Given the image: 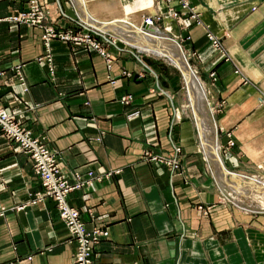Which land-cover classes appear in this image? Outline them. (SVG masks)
Returning a JSON list of instances; mask_svg holds the SVG:
<instances>
[{
	"label": "crops",
	"instance_id": "crops-1",
	"mask_svg": "<svg viewBox=\"0 0 264 264\" xmlns=\"http://www.w3.org/2000/svg\"><path fill=\"white\" fill-rule=\"evenodd\" d=\"M119 2L39 0L55 28L86 20L123 42L151 25L141 13L159 14L164 40L207 91L212 144L191 107L197 143L171 67L119 43L103 42L107 56L79 40L45 45L40 27L5 18L25 0H0V103L56 150L70 183L87 180L67 200L106 231L93 264H264V215L223 200L211 153L218 146L226 170L263 166L264 0H187L185 14L172 2L176 15L158 0H133L130 13ZM176 145L175 168L145 155L169 157ZM39 189L28 155L0 132V264H73L74 241L53 201L32 200Z\"/></svg>",
	"mask_w": 264,
	"mask_h": 264
},
{
	"label": "built area",
	"instance_id": "built-area-1",
	"mask_svg": "<svg viewBox=\"0 0 264 264\" xmlns=\"http://www.w3.org/2000/svg\"><path fill=\"white\" fill-rule=\"evenodd\" d=\"M165 4V12L167 14L176 15L172 2L178 3L180 8H185V11L179 10L184 14L190 10L187 7V0H158ZM45 10L40 5L39 0H25V7L18 10L16 13H11L5 16L6 19L17 22H24L26 25L38 26L42 29L41 37L47 45L49 39L58 37L62 39H72L83 41L99 53L106 55L103 42L114 43L113 38L107 37V31L101 30L98 27L83 21H78V29H57L52 24L45 22ZM190 15H193L190 13ZM160 17L157 15H145L143 19L154 24L153 21ZM46 60L50 57L46 53ZM14 71L17 74L19 82L24 86L23 75L19 71L18 65H13ZM50 70V69H49ZM0 69V74H2ZM129 95L122 99L127 100ZM133 114V113H131ZM0 132L2 135L12 141L18 148L25 152L31 160V169L37 178L40 189L34 192L32 200H42L45 197L53 201L58 217L68 230L72 240L74 241L73 264H93L92 253L93 248L98 238L105 234V230L101 227L87 222L80 217L79 210L71 205L67 200L69 191L80 186L87 181L80 178L81 175L76 174L74 182L70 183L65 176V168L58 164L57 152L48 147L40 134H34L29 128L15 118L12 113L6 111L0 103ZM179 146H173L174 154L169 157L162 156L158 153H146L148 159L157 162L169 164L172 168L177 167L178 156L176 151ZM87 178L93 175L91 170L86 172Z\"/></svg>",
	"mask_w": 264,
	"mask_h": 264
},
{
	"label": "rangeland",
	"instance_id": "rangeland-1",
	"mask_svg": "<svg viewBox=\"0 0 264 264\" xmlns=\"http://www.w3.org/2000/svg\"><path fill=\"white\" fill-rule=\"evenodd\" d=\"M119 1H120L119 2L120 6H122V4H124L123 2H126V3L130 2V5L128 4V7L126 9L129 13L135 7V3L133 2V0H119ZM82 16H84V15L80 16L83 19ZM144 16H145V14L141 13V18L142 19H143ZM125 19L129 20V18H125ZM83 20H85V19H83ZM153 22H154L155 26L149 25V26H146V27H144L142 29L141 28H137V29L133 28V30L135 31L134 33H142L143 32L144 34L146 33V35L150 34V32L158 33L161 39H166L167 40L168 39L167 38V34H164V33L160 32V31H163V32L166 33V31H164L159 26V23H158L159 20L153 21ZM146 28H148V29H146ZM156 29H158L159 32H157ZM111 38L114 39V43H119L120 45H124L126 47L136 48L139 51V53L144 54V55H148L150 57H154L155 59L159 60L162 64L168 65L169 67H171V69H173L175 71V73L178 75V82H179V87H180L179 91H178V94H179L178 104L182 108L183 113L187 117H189L191 122L193 123L196 141H198L197 143H199V139L197 138V130H196L195 125H194L195 122L193 120L192 113H191V107H192V112H194V109L196 108V106L194 105L193 101L191 100L189 87H188V81L186 79V76H184V74H183V70L169 56L162 55V54H160L158 52H155L153 50H144L142 48H137L138 46L137 47H135V45L133 46L132 44L129 43V41L127 42L125 39H124V42H123V41H121L119 39H116L115 36H111ZM188 62H189V60H188ZM186 66H187V64H186ZM187 68H188V66H187ZM196 74H195V78H197L199 80V82H200L198 89H201V91L205 92V94H206V97L204 99H205L206 107L208 108L207 110H208V112L210 114V111H212V106L210 104V100L208 98L207 91H206V89H205L200 77L198 75H196ZM227 141H228V143H231L230 140H227ZM208 167H209L210 173L212 172L211 174H214L210 158H209V161H208ZM239 168L240 167L237 166V167H232L231 169L228 168L227 170L225 168L224 169L226 171H228V173H230V174L231 173H235V174H232V175H240V176H243L244 178H247L249 180H253L254 182H259L258 183L259 187L258 188L254 187V189L251 188V186L248 187V185L250 183H248V184H246L244 186L243 185L239 186L238 184H236L235 181L231 182L230 184L228 183L229 182L228 181L227 182L228 185H226V186L223 185V184H219L220 187H221V191L224 194V195H222L223 196V200L225 199L226 202L230 203L231 205H233L234 207H236V208H238L240 210L253 209V211L256 214H263L264 215V186L262 187V183H261V182H264V163H263V166H261V167H254V168L244 169L243 172L238 171ZM232 170H237V171H232ZM244 180H241V181L239 180V182H242L243 184H245ZM236 186L239 189H235Z\"/></svg>",
	"mask_w": 264,
	"mask_h": 264
},
{
	"label": "bare ground",
	"instance_id": "bare-ground-1",
	"mask_svg": "<svg viewBox=\"0 0 264 264\" xmlns=\"http://www.w3.org/2000/svg\"><path fill=\"white\" fill-rule=\"evenodd\" d=\"M143 21L148 22V20H145V19H143ZM150 24L154 25L152 23H150ZM142 25L144 27L147 26V24L145 22ZM126 31L128 32V30H126ZM133 32L134 31L130 32L131 37L128 38L129 43H131L132 45H138L140 48H142L144 50H153V51L157 50L159 53H162L163 55L169 56L178 66H180L182 69H184L186 79L188 81L190 97H191V100L193 101L194 105L196 106L195 109H197L198 117L201 119V121L204 125L203 128H204V130L208 136L207 140L209 139L208 141H210V142H211V140H213V141L216 140L214 123L210 119L209 112L207 110L208 108L206 107V104H205L204 98L206 97V94H205V92L201 91V89H198L200 82L197 78H195L193 73H191L189 71V68H187V66H186L187 63L185 62V59L182 57L181 51L178 49V47H176L174 44L170 43L169 41L161 39L159 35H155V34L146 35V33L145 34L144 33H138V34L135 33L134 34ZM134 35L137 37V39L134 38ZM173 41L175 43L179 44V42L177 41L176 38H173ZM211 144H212V142H211ZM217 148H218V146L216 147V149ZM211 153H212V158H213L214 172H215L216 176L219 177V179L223 185L226 186V185H228V183L230 184L231 182L235 181L236 184H238L239 186H242V185L244 186V185L250 183L248 185V187L251 186V188H253V189H254V187L255 188L259 187L258 186L259 182H254L253 180H249V179L244 178L243 176H240V175H232V174L228 173V171H225L224 165L222 164V159H221L219 152H218V149L213 150ZM239 180L240 181L244 180L245 184H243L242 182H239ZM261 183H262V187H263L264 182H261ZM235 189H239V188L236 186Z\"/></svg>",
	"mask_w": 264,
	"mask_h": 264
},
{
	"label": "water",
	"instance_id": "water-1",
	"mask_svg": "<svg viewBox=\"0 0 264 264\" xmlns=\"http://www.w3.org/2000/svg\"><path fill=\"white\" fill-rule=\"evenodd\" d=\"M226 171V170H225ZM231 174H235V173H231Z\"/></svg>",
	"mask_w": 264,
	"mask_h": 264
}]
</instances>
